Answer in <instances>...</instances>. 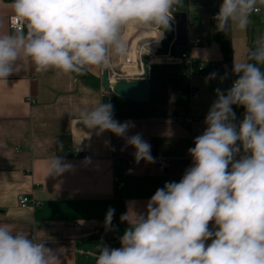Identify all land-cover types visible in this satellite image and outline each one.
<instances>
[{
  "label": "clouds",
  "instance_id": "obj_1",
  "mask_svg": "<svg viewBox=\"0 0 264 264\" xmlns=\"http://www.w3.org/2000/svg\"><path fill=\"white\" fill-rule=\"evenodd\" d=\"M182 0H12V31L0 34V81L29 61L36 73L86 75L108 71L114 57L128 53V30L155 32L163 39ZM264 0H222L213 17L216 30L246 32ZM237 78L216 99L205 117V130L188 152L192 164L177 182H166L143 213L126 212L120 247L96 246L95 264H264V33L246 55L234 57ZM217 72L206 77L216 79ZM226 72L220 76L223 83ZM91 91V90H89ZM245 109L237 122L233 106ZM78 123L109 131L135 149L136 162L154 163L142 134L128 136L134 122L114 118L111 103L81 110ZM53 143L62 150V144ZM73 168L63 157L47 160L48 175ZM109 208L105 225L111 226ZM213 223L210 229L209 224ZM210 241V243H208ZM0 264H61L44 241L0 223Z\"/></svg>",
  "mask_w": 264,
  "mask_h": 264
},
{
  "label": "crops",
  "instance_id": "obj_2",
  "mask_svg": "<svg viewBox=\"0 0 264 264\" xmlns=\"http://www.w3.org/2000/svg\"><path fill=\"white\" fill-rule=\"evenodd\" d=\"M221 3L182 1L178 7L181 11L193 9L192 38L203 36ZM11 4L0 0V34L12 31ZM251 21L246 32H231L233 59L243 58L250 41L264 33V13L252 14ZM170 30L168 55L176 36L173 21ZM125 38L128 53L124 58L112 59L108 80L114 74H137L140 48L158 37L155 32L128 30ZM167 38L165 32L161 49L150 54L166 58L158 53L164 50ZM191 54L208 68L226 70L216 42L195 47ZM142 60L148 74L150 55L143 54ZM182 73L185 75L184 70ZM174 75L168 80L167 99L156 106L153 116L116 119L134 122L128 136L140 133L151 144L155 162H136L135 149L126 145L124 138L78 123L81 110L91 109L109 95L102 86L103 71L93 68L84 76H57L54 70L39 74L31 62L22 61L21 70L8 77L7 84L0 81V223L25 232L34 241H44L57 252L61 264H95L98 244L120 247V237L129 225L119 223L115 212L111 226H106L108 209H115L116 201L121 200L125 213H143L158 188L166 182L180 181L192 164L188 150L205 130V117L216 99L215 89L226 91L232 84L230 79L221 83L220 79L189 80L180 73ZM193 89L199 93L196 99L192 97ZM189 119H194L193 123H188ZM59 136L71 139V150L66 155L53 143ZM53 154L63 157L73 168L59 176L48 175L47 160ZM19 195L33 196L41 206L22 209L17 204Z\"/></svg>",
  "mask_w": 264,
  "mask_h": 264
},
{
  "label": "trees",
  "instance_id": "obj_3",
  "mask_svg": "<svg viewBox=\"0 0 264 264\" xmlns=\"http://www.w3.org/2000/svg\"><path fill=\"white\" fill-rule=\"evenodd\" d=\"M181 10V9H180ZM187 10V9H186ZM185 10V11H186ZM214 17V16H213ZM211 17L209 25L206 28L199 46L206 47L216 42L219 45L222 55V66L226 70H231L233 65V50H232V35L225 34L216 30V21ZM252 41L249 43L251 46ZM184 49H178L177 53H181ZM183 69L179 65L172 64H152L149 69V86H150V99L147 103H136L129 100L121 99L115 96L110 90L111 104L113 105L115 119H145L154 115L156 106L159 103L165 102L168 96V80L171 77V69ZM233 110L237 116V122L243 119L245 109L240 106H233ZM57 141L62 144L60 153L66 155L71 150L70 137H58ZM58 146V145H57ZM59 149V148H58ZM116 219L119 223L122 214H125L124 203L121 200L116 201Z\"/></svg>",
  "mask_w": 264,
  "mask_h": 264
},
{
  "label": "built area",
  "instance_id": "obj_4",
  "mask_svg": "<svg viewBox=\"0 0 264 264\" xmlns=\"http://www.w3.org/2000/svg\"><path fill=\"white\" fill-rule=\"evenodd\" d=\"M3 1H12V0H3ZM182 1H187L190 2L192 0H182ZM177 12H186L189 15V23L192 17V12L193 9L192 8H188L186 11H181L179 8L173 12V22H175L174 20V14ZM261 13H264V6L261 7V11L259 13H253V15H259ZM12 17V16H11ZM11 17L9 19V27L11 28ZM201 23H204V20L201 21ZM191 25V23H190ZM191 31V28H190ZM201 42V38L200 37H195L192 38L190 35V40H189V45L186 49H184V51H182L181 53H177L176 56L174 58H171L170 55L166 56V58L160 57L157 58L154 53H151L153 50H159L161 49L162 45H161V39H154L153 42L149 41L148 43L144 44L141 48H140V52H139V69H138V73L140 74H133V75H118V74H114L112 75V78H110V82L111 83H117L118 81L125 79V78H136V80H146L149 81V73H146V68H145V64L142 60V56L143 54H148L150 55V64H167L166 60H170L172 65H179L181 67H183L184 70V74L186 77H188L190 80H200V79H206V77L209 76V74L213 73V72H217L218 76L216 79H219L220 76H223L226 72L228 73V78L232 80V82L237 78L236 76H234L231 72V70H221V68L218 67H212V68H208V66L202 62L201 60H199L198 58L194 57L191 54V51L193 48L198 47L200 45ZM153 48L150 49L149 46L153 45ZM149 64V65H150ZM114 79V81H113ZM199 93L196 89H193L192 92V97L194 99L198 98ZM194 119H189L187 120L188 123H193ZM17 204L20 208L22 209H27V208H32V209H36L39 208L41 206V202L39 200H37L35 197L33 196H28V195H19L17 197Z\"/></svg>",
  "mask_w": 264,
  "mask_h": 264
},
{
  "label": "water",
  "instance_id": "obj_5",
  "mask_svg": "<svg viewBox=\"0 0 264 264\" xmlns=\"http://www.w3.org/2000/svg\"><path fill=\"white\" fill-rule=\"evenodd\" d=\"M174 19L176 36L169 52L171 58L176 56L178 49H186L190 40L189 15L186 12H177L174 14ZM166 62L167 64H171L170 60H166ZM102 86L110 90L115 96L124 100L136 103H147L150 99V86L146 80L111 83L108 80V71H103ZM102 103H111V96L105 95L102 98Z\"/></svg>",
  "mask_w": 264,
  "mask_h": 264
},
{
  "label": "rangeland",
  "instance_id": "obj_6",
  "mask_svg": "<svg viewBox=\"0 0 264 264\" xmlns=\"http://www.w3.org/2000/svg\"><path fill=\"white\" fill-rule=\"evenodd\" d=\"M166 32V34H167V36H168V38H167V42L165 43V48H164V50H162V51H160L159 53H158V55H160V56H164V57H166L168 54H167V51H168V40L170 39V37L172 36V34H171V30H168V31H165ZM138 38H140V36H139V34H138V36H137V39ZM119 62H120V60H119ZM182 71H183V69L181 70V69H176V68H174V69H171L170 70V74H171V76H175L174 74H176V73H180L181 75H179L180 77H186L185 75H183V73H182ZM119 72V71H118ZM136 74V73H135ZM179 76H177L176 75V77L177 78H179ZM186 78H188V77H186ZM189 79V78H188ZM190 80V79H189ZM120 81H126V82H133V81H138V80H136V78L134 77V78H125V79H122V80H120ZM119 82V81H118ZM106 91H108L107 89H105Z\"/></svg>",
  "mask_w": 264,
  "mask_h": 264
}]
</instances>
